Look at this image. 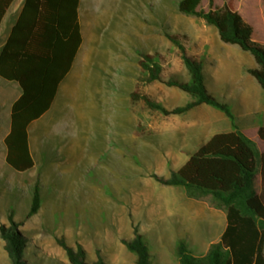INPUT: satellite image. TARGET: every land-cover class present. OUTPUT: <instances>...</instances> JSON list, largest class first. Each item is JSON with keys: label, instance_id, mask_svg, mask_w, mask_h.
Segmentation results:
<instances>
[{"label": "rangeland", "instance_id": "374dc122", "mask_svg": "<svg viewBox=\"0 0 264 264\" xmlns=\"http://www.w3.org/2000/svg\"><path fill=\"white\" fill-rule=\"evenodd\" d=\"M179 1L80 0L82 45L51 109L30 126V171L16 172L5 162L11 98L0 92V228L12 226V218L27 240L30 264H69L60 238L69 247L82 246L88 263L97 260L99 250L108 264H136L121 243L134 237V225L154 264H179V240L195 256L219 241L225 216L211 196L190 198L182 188L163 186L153 177H169L195 152L198 116H165L133 95H147L169 109L190 101L164 83L173 76L190 81L167 33L202 63L208 88L217 85L218 99L248 136L263 121L264 93L251 91L242 98L247 89L224 71L240 66L260 89L246 71L255 67L253 57L224 44L203 20L179 13ZM210 1L224 6V0H203L201 8L208 11ZM226 1L253 28L255 41L264 44V1ZM143 54L160 65L162 81L146 83L139 65ZM36 187L41 206L29 216ZM0 264H11L1 237Z\"/></svg>", "mask_w": 264, "mask_h": 264}, {"label": "trees", "instance_id": "16d2710c", "mask_svg": "<svg viewBox=\"0 0 264 264\" xmlns=\"http://www.w3.org/2000/svg\"><path fill=\"white\" fill-rule=\"evenodd\" d=\"M14 1L0 0V25ZM202 2L180 0L177 8L179 13L201 19L215 28L224 44L250 54L255 67L246 71L264 90V44L255 41L253 28L230 2L224 0L223 7H214L210 1L208 11L201 8ZM79 5L80 0H24L0 51V78L18 84L21 89V96L11 106L10 130L4 138L5 162L16 172L34 167L29 127L51 109L82 45ZM166 36L180 50L190 81L173 76L164 83L188 94L191 100L182 107L167 109L147 95L134 94L133 99L165 116L183 115L207 105L221 111L234 128L232 132L212 136L169 177L153 176L163 186L182 188L190 198L211 196L225 214L220 240L211 244L204 255L195 256L184 240L178 241V263L264 264V153L236 125L229 106L207 90L202 63L186 54L177 36L168 33ZM139 65L147 73L146 83L162 81V69L151 55L143 54ZM257 136L264 142V127L258 129ZM258 177L259 193L255 188ZM40 206L41 196L36 187L29 216L35 215ZM10 221L12 226L0 228L7 257L11 264H30L25 255L27 240L12 218ZM133 234L132 239H122L121 243L135 255L136 264H154L138 225L133 226ZM57 243L65 251L69 264H108L99 250L97 260L88 263L82 246L69 247L63 238Z\"/></svg>", "mask_w": 264, "mask_h": 264}, {"label": "crops", "instance_id": "0c3cea01", "mask_svg": "<svg viewBox=\"0 0 264 264\" xmlns=\"http://www.w3.org/2000/svg\"><path fill=\"white\" fill-rule=\"evenodd\" d=\"M23 3H24V0H15L13 2V4L11 5V7L9 8V10L7 11L5 18L3 19V21L0 25V51H1L2 47L4 46L6 40H7L8 36L11 32V29H12L13 25L15 24L18 16H19V13L22 9ZM14 6H15V8L12 10V8ZM224 72L231 73V74L235 75L237 78L240 79L239 83L240 82L243 83V87H244V89H247V91H246V93L244 92L242 94V98H245L246 96H250L251 91L254 92L256 95L264 93V90L260 86H259L260 89L255 88L256 86L253 83V80L251 81L250 78L246 75V73L243 72L242 67L233 66L232 69L225 70ZM208 74L209 73H206V79L208 78L207 77ZM209 79L215 80L214 78H210V77H209ZM0 80H2V79L0 78ZM2 81H4V80H2ZM4 82H6V81H4ZM6 83H8V84H2L0 82V92H3V93L6 92L7 94L10 95L8 98H11V99L7 103L10 107L9 110H11L12 104L21 96V89L18 86V84H16V83H12V84H15L16 86L10 85L11 83H9V82H6ZM214 86L216 87V89H213V87L210 89V88H208V85L206 83L207 90L210 93H212L214 95V97H216L217 99L221 98V97H219V94L217 93V85L215 84ZM58 92H59V90H58ZM57 95H58V93H57ZM57 95H56V97H57ZM189 99L191 100V98H189ZM182 105H184V104L181 103V104L175 105V106L171 107V109L176 108V107H182ZM167 109H169V108H167ZM194 114L197 115L198 118H197V123L194 125V127H195L194 128L195 129V132H194V139H195L194 144H195V146L193 148H191L192 151L193 150L197 151V149L201 145L206 143L215 134L229 133V132L234 131V128L231 125L230 120L223 113L218 112L217 110H215L212 107L207 106V105H202L200 107H197V108H195V109L191 110L190 112L183 114V115H171V116L183 117L185 115L188 116V115H194ZM260 127H264V117H263L262 122L255 125L254 128H256V129L255 130L253 129V131L251 130L252 131L251 135L248 136L246 134V131H244L243 129H241V131L256 144L258 151L262 154V153H264V146L260 147V145L261 144L264 145V142L260 141L258 139V136H257V132H258V129ZM29 129H30V127H29ZM224 131H228V132H224ZM257 141H259L260 144H258ZM30 148H31V145H30ZM190 155L191 154H189L188 156H190ZM255 188H256L257 193H259L260 188H261L259 177L255 180ZM224 216H225V214H224ZM224 228H225V226H224ZM221 235H222V233H221Z\"/></svg>", "mask_w": 264, "mask_h": 264}]
</instances>
